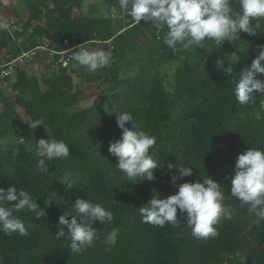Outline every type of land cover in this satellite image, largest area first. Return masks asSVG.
Returning a JSON list of instances; mask_svg holds the SVG:
<instances>
[{"label": "trees", "instance_id": "obj_1", "mask_svg": "<svg viewBox=\"0 0 264 264\" xmlns=\"http://www.w3.org/2000/svg\"><path fill=\"white\" fill-rule=\"evenodd\" d=\"M85 1L28 0L23 30L14 35L10 29L0 32V51L6 50V59L17 57L45 44V37L51 33L58 44L52 41L50 48L62 50L99 40L102 50L111 51L112 59L134 54L139 71L135 78H126L131 81L130 89L108 91L106 103L86 107L79 105L78 82L72 73L100 86L113 75L81 73L72 66L76 61L69 62L70 68L60 64L55 73L41 78L18 66L12 83L6 88L0 86V103L4 105L0 110V187L14 184L29 191L46 211L40 220L31 213L16 214L33 227L27 237L0 233V264H264V220L257 222L247 207H241L230 196L229 178L235 174L240 154L252 147L264 148V119L255 118L264 96L256 94V104L241 106L233 94L238 74L250 66L258 54L257 46L264 44V19L251 22L255 35L241 32L234 43L225 40L218 45L206 40L202 46L173 53L163 43L166 28L157 34L143 20L135 24L120 9L119 0H100L104 9L98 15L75 13ZM3 7L4 1L0 0V9ZM233 7L238 10L235 0ZM113 10L123 13L115 15ZM115 17H125L128 23L115 29L114 24L120 22ZM212 44L231 57L223 67L205 66L214 58L209 47ZM233 52L240 57L238 62L231 63ZM174 62L179 64L170 90L161 69ZM230 63L234 72L228 76L225 68ZM9 79L11 76L5 82ZM115 79L122 80L116 75ZM257 79L264 80V74ZM8 87L16 93V105L10 103ZM17 106L31 122L42 120L52 136L64 140L70 148L68 158L48 162L46 174L36 170V145L17 153L15 145L4 149L1 143V139L28 126ZM119 112L132 113L139 130L155 136L150 154L153 152L161 166L155 170L153 180L137 178L133 183L116 168L117 158L108 147L121 138L122 130L116 124ZM135 122L126 126L137 130ZM44 125L32 129L35 143L48 139ZM169 164L193 168V176L181 182H203L208 175L222 185L223 203L231 210L232 218H221L215 226L216 237H194L179 210V227L161 228L141 222L139 208L152 196L167 198L178 191L170 183L178 169L169 171ZM77 197L102 203L114 215L111 224L95 222L93 227L100 238L79 255L71 254L70 240L55 238L60 228L67 232V227L59 224V217L71 210ZM114 227L121 231L116 245L109 249L104 237Z\"/></svg>", "mask_w": 264, "mask_h": 264}, {"label": "clouds", "instance_id": "obj_2", "mask_svg": "<svg viewBox=\"0 0 264 264\" xmlns=\"http://www.w3.org/2000/svg\"><path fill=\"white\" fill-rule=\"evenodd\" d=\"M119 0L120 9L128 13L135 24L143 20L146 25L157 32L167 29L163 43L173 53L187 50L203 42L214 41L221 45L225 40L234 43L240 39V33L255 35L256 28L252 21L264 19V0ZM256 27H259L257 23ZM9 23L0 19V32L8 31ZM234 53L233 61L240 57ZM257 55L250 66L245 67L234 81L233 94L236 102L241 105L256 104V94L264 96V80L257 79L264 74V44L257 46ZM14 58V57H13ZM71 59L95 72L105 68L112 61L111 51H89L81 46L73 53ZM223 67V60L218 62ZM231 63L225 68L229 76L234 72ZM264 99L259 101V111L255 112L257 120L264 119ZM135 122L130 112L116 114V124L122 130L121 138L109 143L108 151L117 158L116 168L127 177V181L136 183L137 178L153 180L155 170L161 166L154 154H150L156 144L155 136L139 130H131L126 126ZM31 129L44 125L42 120L29 122ZM48 139H40L36 145V170L48 172V162L63 160L69 157L70 148L61 139L52 136L51 131L44 125ZM178 169L173 174L170 183L178 187L176 194L167 198L152 196L148 204L139 208L141 222L157 227L171 225L179 227L181 220L179 212L186 217V224L191 234L198 239L214 238L218 235L215 227L221 218H232V213L224 203L222 185L213 178L203 177V182H181L185 177L193 176V168L168 165L169 171ZM230 196L240 202L241 207H247L250 214L257 217V222L264 220V148L252 147L238 156L235 174L229 177ZM34 214L36 220L45 217L46 211L37 203L33 195L14 184L0 187V233L12 235L18 233L27 237L33 225H26L17 213ZM71 216V220L68 217ZM113 212L106 209L102 203L77 197L72 202L71 210L65 211L59 217V224L67 227L60 228L55 238L70 240L71 254H82L93 247L100 238L99 231L93 227L99 221L101 225L111 224ZM121 229L114 227L105 234L104 243L109 249L117 243Z\"/></svg>", "mask_w": 264, "mask_h": 264}, {"label": "rangeland", "instance_id": "obj_3", "mask_svg": "<svg viewBox=\"0 0 264 264\" xmlns=\"http://www.w3.org/2000/svg\"><path fill=\"white\" fill-rule=\"evenodd\" d=\"M5 3V14L4 18H8L9 25H10V31L13 33V35L16 32H21L23 30V21L26 20V14L28 13V0H3ZM104 9V4L100 0H87L83 2L81 8L75 9V13L77 14H100L102 13ZM113 13L115 15H122L123 12L120 10H113ZM117 20L120 19V22L115 23L114 26L116 27L115 29H120L122 26H125L128 23V20L125 17H120L117 18ZM18 27V30H17ZM27 32V34L30 33ZM23 39V38H22ZM46 39H49L55 44H58V40L54 35L49 33L47 37H45L44 41ZM145 40H143L144 42ZM19 43L21 40L18 41ZM197 47L196 45H193L190 48ZM211 51L214 54V58L211 63L205 62L206 67H213L214 65H219V61L223 60L224 64L229 62L231 60V57L223 52V50L217 46L216 44H212L209 46ZM94 51H100L102 48L100 47L99 44H96L94 47ZM6 50L0 51V61H5L6 55H5ZM12 58V57H10ZM8 59V58H7ZM137 61L134 58V54L128 53V56H126L124 59H112L111 63L109 66L98 69L95 72L89 71L85 66H82L80 64H73L72 66L75 67L76 69L79 68L81 73H100V74H105L108 73L110 76L115 75L117 77H121V81H118L115 79L113 80V76L111 79H108L100 86L97 83H89L86 82L84 76H79L77 73L73 72L72 75L74 77V80L78 82V87H79V93H80V101L79 105L82 107H86L89 105H92L93 103H98V104H104L106 103V98H107V93L117 91V90H128L130 89L131 85V79L135 78V76L138 74L139 67L135 65ZM178 62H174L172 64H169L168 66L164 67L161 69L162 73H165L167 75L165 79V85L168 89L172 90L174 88V80H173V72L175 68L178 66ZM55 67L49 68L47 65L44 64V62L41 59H34L31 60L30 58L25 59L19 67L28 70L30 73L35 74L37 77L41 78L44 75H49L52 73H55L60 64H54ZM69 65V64H68ZM70 68V66H67ZM75 68L71 69L75 70ZM118 69V71H117ZM82 77V78H79ZM15 78V73L11 76V79L9 81H6L5 84L2 87H7L8 84L10 85L12 81ZM130 80H127V79ZM42 87L44 88L45 85L42 84ZM7 92H10V103L13 105L15 104V94L11 90H9V87L7 89ZM4 105L0 103V110H2ZM17 109L20 111L22 116L25 118L27 121V128L11 134L10 136L1 139V143L4 145V149H7V145H15L16 147V152L19 153L23 147H26L27 149H34L35 145V134L33 130L30 127V120H28L27 115L25 114V111L17 106Z\"/></svg>", "mask_w": 264, "mask_h": 264}, {"label": "built area", "instance_id": "obj_4", "mask_svg": "<svg viewBox=\"0 0 264 264\" xmlns=\"http://www.w3.org/2000/svg\"><path fill=\"white\" fill-rule=\"evenodd\" d=\"M18 30V27H17ZM157 34L160 33L156 31ZM158 38L160 36L158 35ZM52 41L46 39L45 44L35 47L29 51L22 52L17 57L7 59L4 62L0 63V86L2 87L5 84V79L7 77L12 76L17 67L21 65V63L25 60L30 58L31 60L36 59L37 57L42 58L44 64L47 65L49 68L55 67L54 64H62L64 66H68L69 62H74L71 59V56L77 49L81 46L82 48H86L89 51H94V46L96 44L101 43L99 40H91L87 41L75 46H69L65 49L58 50L56 48H50V43ZM109 42V41H108ZM53 66V67H52Z\"/></svg>", "mask_w": 264, "mask_h": 264}, {"label": "crops", "instance_id": "obj_5", "mask_svg": "<svg viewBox=\"0 0 264 264\" xmlns=\"http://www.w3.org/2000/svg\"><path fill=\"white\" fill-rule=\"evenodd\" d=\"M5 4V3H4ZM5 7H3V8H1L0 9V18L1 19H4V20H6L8 23H9V21H8V18H4V14H5ZM28 16V13L26 14V17ZM5 55H6V52H5ZM7 59H5V61H6ZM1 62H4V61H0V63Z\"/></svg>", "mask_w": 264, "mask_h": 264}]
</instances>
